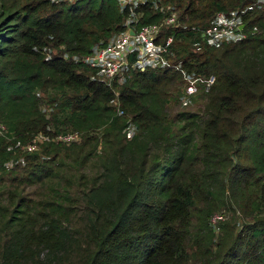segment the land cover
<instances>
[{
  "label": "trees",
  "instance_id": "obj_1",
  "mask_svg": "<svg viewBox=\"0 0 264 264\" xmlns=\"http://www.w3.org/2000/svg\"><path fill=\"white\" fill-rule=\"evenodd\" d=\"M19 1L0 0V119L8 129L0 136V178L22 153L15 142L48 126L81 131L94 148L81 161L97 159L90 174L65 177L46 162L72 159L62 147L75 142L42 143L44 158L26 153L29 174L66 180V188L44 199L11 192L14 214L0 217V264H188L191 255L200 264H264V8L242 14L245 38L197 47L191 27L254 0H163L182 9L178 20L189 29L165 25L160 37L173 32L176 60L214 76L208 89L199 83L198 110L171 115L168 105L184 88L179 70L146 68L113 90L84 82L83 62L40 51L51 41L66 53H90L99 38L120 30L128 11L117 0L54 10L48 0ZM152 4L136 8L141 23L163 21ZM116 91L122 114L109 103ZM46 101L58 106L50 118L41 109ZM128 112L136 127L130 138L123 131ZM226 187L249 217L239 229L227 217L214 226L212 209L197 207L208 196L220 199Z\"/></svg>",
  "mask_w": 264,
  "mask_h": 264
},
{
  "label": "built area",
  "instance_id": "obj_2",
  "mask_svg": "<svg viewBox=\"0 0 264 264\" xmlns=\"http://www.w3.org/2000/svg\"><path fill=\"white\" fill-rule=\"evenodd\" d=\"M77 1V0H74ZM121 9L126 8L128 11L126 30L113 34L106 43H100L92 47L91 52L86 55H80V61L91 68L100 82L106 84L114 90V85H122L135 72L144 71L146 68H174L179 70L184 81V88L180 94L181 99H190L199 92V83L205 82L204 89H208L213 82L214 76L208 78L203 76L194 69H187L183 66L182 60H176L177 49L173 32L160 37L161 31H164L162 25L170 27H179V20L176 12H168L169 7L166 5L153 2L154 11H160L165 14L162 22L141 23L140 19L144 15L143 10H137L139 3L147 0H117ZM257 4L256 6H260ZM172 6V5H171ZM173 7V6H172ZM175 10V8L173 7ZM232 13V12H231ZM219 11L213 17L211 23L202 29L196 26L191 27L195 40L194 45L201 47L202 42L209 45L219 46L217 44L231 40L238 41L245 38L246 33L243 31L241 24H244L242 15L239 13L231 14ZM175 27L172 30H176ZM182 29L189 27L181 26ZM178 29V28H177ZM133 31L131 33L130 31ZM199 33L200 35H197ZM201 37V39H200ZM45 53L46 59L51 55L47 47H41ZM119 114L123 110L118 105V98L114 100ZM125 129L128 138L132 137L135 131ZM135 126V125H134ZM136 128V127H135ZM7 126L0 119V136H6ZM82 132L76 129L54 130L48 126L46 132L34 134L27 142H15L14 146L19 147L22 151L32 152L40 149L44 142H55L70 144L82 139ZM226 218L224 211L214 213L210 217V222L216 226L219 221Z\"/></svg>",
  "mask_w": 264,
  "mask_h": 264
},
{
  "label": "rangeland",
  "instance_id": "obj_3",
  "mask_svg": "<svg viewBox=\"0 0 264 264\" xmlns=\"http://www.w3.org/2000/svg\"><path fill=\"white\" fill-rule=\"evenodd\" d=\"M152 2H157L159 5H166L169 7L168 12L175 11L177 18L179 19L181 14V8L175 5L174 3H168L164 2L163 0H150ZM20 3H24L23 0L19 1ZM49 3L55 5L53 7V10L56 9L59 4H66L70 5L71 3L75 2L74 0H48ZM257 4H261L260 6H256ZM175 10L173 9V7ZM264 8V0H254L253 2H250V4L244 6L240 10H232L229 11L232 15L235 13H239L242 15L243 13L249 11V10H261ZM128 14L124 18V21L122 22V26L119 31H112L107 36H102V38H99V42L95 43L93 46L100 44V43H106L107 40L112 36L113 34L119 33L121 31L126 30V25L124 24L127 21ZM187 22H180L178 29H181V26H187ZM164 26V27H163ZM163 28L166 30H169L165 25H162ZM174 27V28H175ZM171 29H174L173 27H170ZM176 28V29H177ZM255 30H258V27L255 26ZM234 42V40L228 41V42H222L217 45H221L223 43H229ZM184 46L183 42H179L178 45ZM42 47H47L51 58L52 59L55 55H60L65 59L72 60L73 62L80 61V55L78 54H70L65 52V47L63 44H55L53 42L43 43L41 44ZM185 48L187 47L185 43ZM189 47L191 45L189 44ZM188 48V47H187ZM34 49H39V45H35ZM178 58V57H177ZM88 69H91L88 67ZM86 70H78V72H82L83 74V81H89L93 80L95 82H100L98 79V76L94 72H90ZM92 70V69H91ZM118 85V84H117ZM118 97V92L116 91L115 95L110 97L109 103L114 104V99ZM51 100V98H49ZM47 102V101H46ZM41 103V109L46 114L47 117H51L53 111L57 110L58 106H55V102L48 101ZM204 103V98L202 97V94H196L195 96L191 97L190 99H181L179 96L178 101L172 102L170 105H168V112L171 113V115H174L176 112L183 111V110H189V111H196L198 110ZM127 118L130 121V124L128 125V129H132L136 132V128L134 126V123L131 122L132 115L130 112L127 113ZM97 137L99 144L96 147V153H102L101 151V144H100V131H97ZM86 140L83 138L79 140L78 142H75V145L69 146V147H62L63 152L66 154L73 155V158H78V160H72V159H62L61 157H57L52 163L46 162V164H49L52 168V171H58L62 176H78L79 174H90L92 171L96 170V155H92L90 159H88L86 162H82L81 158L86 155L89 152H92L94 148H92L91 145L85 142ZM80 147H82L81 150H78ZM75 149V150H74ZM39 151V150H38ZM36 151V152H38ZM33 152V153H36ZM27 152H23L19 155V159L8 163V167L10 168V172L3 175V177L0 178V217L1 220H4V218H7L8 216L13 215V205L12 202H10V199L12 198V195L16 192L21 195L26 196V198L29 199H44L46 197H50L52 195L53 189L58 188L59 190H63L66 188V180H57L56 178L52 177H46V178H36L29 174V171H31V165L28 164L27 157L25 159V155ZM40 154L41 158H44L45 155L41 152H38ZM29 155V154H28ZM60 160H63V162H59ZM221 186V185H220ZM213 189V188H212ZM228 192L221 191L220 195H218L219 198H215L212 196H208L207 199L199 200L197 201V207H207L212 209L213 213L224 211L226 214V219H235V225H237L236 229H239L240 226L243 224V222L248 221L249 217L247 216V213H244L243 209H241L236 201L234 200V195L232 194L231 188H227ZM225 189V190H226ZM211 191V190H209ZM195 213V211L193 210ZM211 215V216H212ZM210 216V217H211ZM188 264H200L199 260L195 259L193 255H191Z\"/></svg>",
  "mask_w": 264,
  "mask_h": 264
},
{
  "label": "water",
  "instance_id": "obj_4",
  "mask_svg": "<svg viewBox=\"0 0 264 264\" xmlns=\"http://www.w3.org/2000/svg\"><path fill=\"white\" fill-rule=\"evenodd\" d=\"M243 26H244V24H241V25H240V27H243ZM130 32H131V33H133V31H132V30H131Z\"/></svg>",
  "mask_w": 264,
  "mask_h": 264
}]
</instances>
